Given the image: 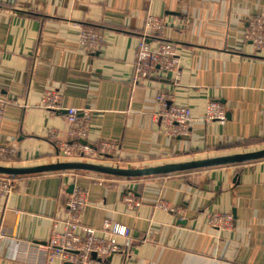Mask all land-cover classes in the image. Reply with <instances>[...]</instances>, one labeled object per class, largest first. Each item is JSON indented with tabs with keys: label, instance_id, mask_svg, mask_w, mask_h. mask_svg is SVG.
Masks as SVG:
<instances>
[{
	"label": "crops",
	"instance_id": "1",
	"mask_svg": "<svg viewBox=\"0 0 264 264\" xmlns=\"http://www.w3.org/2000/svg\"><path fill=\"white\" fill-rule=\"evenodd\" d=\"M148 15L164 18V39L177 47L182 74L157 71L133 89ZM259 16L264 0H0V98L9 103L0 145L17 150V167L58 162L49 133L67 140L71 107L90 119L86 142L115 145L124 168L261 150L264 49L254 52L245 38ZM82 24L101 32L94 52L77 50ZM48 90L61 96L62 110L41 107ZM162 93L190 109L186 136L161 132ZM211 101L225 107V124L204 122ZM98 178L87 172L12 178L14 192L0 195V234L7 236L0 264H43L34 244H48L67 219L72 186L89 191L80 223L99 229L110 220L131 229V239L119 242L123 251L102 264H264V160L106 185L94 184ZM159 201L180 212H162ZM212 213L232 214L233 228L211 227Z\"/></svg>",
	"mask_w": 264,
	"mask_h": 264
},
{
	"label": "built area",
	"instance_id": "2",
	"mask_svg": "<svg viewBox=\"0 0 264 264\" xmlns=\"http://www.w3.org/2000/svg\"><path fill=\"white\" fill-rule=\"evenodd\" d=\"M166 23L164 18L148 15L145 21V32L139 37L134 71L131 79L133 89L152 78L157 71L163 74L174 73L178 78L180 69L177 47L173 42L164 39ZM245 38L254 52L264 49V17H253ZM103 42L99 28L95 25H79L77 50L91 53ZM160 112L158 115L161 132L168 137H183L189 133L193 116L189 108L174 103L171 95L162 93L158 97ZM0 98V120L5 116L7 105ZM41 107L53 111L62 110L61 96L48 90L41 99ZM69 123L68 138L59 142L57 130H51L49 137L57 142L56 157L59 161L95 163L102 166L121 167V159L116 154L115 145L99 142L91 145L87 140L89 117L81 119L76 108L66 109ZM205 123L218 122L225 124L227 111L219 102L208 103L203 118ZM84 142V143H83ZM18 152L15 148L0 145V166L16 167ZM109 179L98 178L94 184L106 185ZM12 178L0 176V195L8 197L14 192ZM89 191L77 187L67 199V219L54 227L48 244H34L43 254V264H102L116 253L123 251L120 240L131 239V229L118 222L106 220L102 228H92L80 223L79 214L88 205ZM130 205L137 206L133 198L128 199ZM156 207L164 213H179L177 208L166 201H159ZM211 227L230 230L234 226L232 214L212 213L207 216ZM58 228L56 229V227ZM1 233L0 240L6 239Z\"/></svg>",
	"mask_w": 264,
	"mask_h": 264
},
{
	"label": "water",
	"instance_id": "3",
	"mask_svg": "<svg viewBox=\"0 0 264 264\" xmlns=\"http://www.w3.org/2000/svg\"><path fill=\"white\" fill-rule=\"evenodd\" d=\"M84 143V142H83ZM264 160V148L257 151L216 156L185 162L166 163L141 168H124L102 166L86 162L58 161L32 167H5L0 166V176L17 178L33 175H44L62 172H87L120 179H143L156 176H167L178 173L207 170L234 165H243ZM75 187H71V191Z\"/></svg>",
	"mask_w": 264,
	"mask_h": 264
},
{
	"label": "trees",
	"instance_id": "4",
	"mask_svg": "<svg viewBox=\"0 0 264 264\" xmlns=\"http://www.w3.org/2000/svg\"><path fill=\"white\" fill-rule=\"evenodd\" d=\"M97 175V174H96ZM100 178H105V179H109V180H116V179H120V178H113V177H108V176H103V175H98Z\"/></svg>",
	"mask_w": 264,
	"mask_h": 264
},
{
	"label": "rangeland",
	"instance_id": "5",
	"mask_svg": "<svg viewBox=\"0 0 264 264\" xmlns=\"http://www.w3.org/2000/svg\"><path fill=\"white\" fill-rule=\"evenodd\" d=\"M252 146V145H251ZM116 181H119L118 183H120V182H122V181H124V180H118V179H116Z\"/></svg>",
	"mask_w": 264,
	"mask_h": 264
}]
</instances>
